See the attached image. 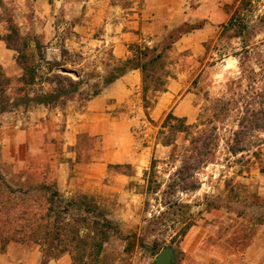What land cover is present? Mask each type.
<instances>
[{"label":"rangeland","instance_id":"rangeland-1","mask_svg":"<svg viewBox=\"0 0 264 264\" xmlns=\"http://www.w3.org/2000/svg\"><path fill=\"white\" fill-rule=\"evenodd\" d=\"M184 1L186 22L202 20L193 18L201 6L207 15L204 21L210 23L173 46L175 80L189 99L174 98L170 110L162 112L154 111V105L147 118L140 86L124 95L119 85L88 102L76 94L64 109L35 107L29 114L16 108L0 114V172L7 180L13 184L28 178L36 183L54 181L66 199L78 193L93 196L116 224L117 232H109L98 264H152L165 246L174 248V264H264V133L241 153L230 154L227 142L235 129L236 112L232 105L224 109L217 101L231 98L227 85L239 75L230 56L238 50V41H217V20L226 21L239 0ZM142 9L141 0H0V35L7 34L12 24L21 36L44 45L47 61H60L63 46L80 55L71 57L78 64L66 67L84 80L99 82L98 76L108 69L107 54L113 44L97 40L126 29ZM263 14L264 0H252V18ZM206 41H211L207 51ZM156 44L160 47L162 40ZM15 57L16 52L0 41V67L12 79L21 74ZM68 72L76 81L75 72ZM176 106L175 116L185 117L193 132L214 125L218 136L213 160L196 171L198 188L177 195L188 206L193 223L181 239H174L179 225L159 214L165 210L160 195L142 193L144 172L152 160L161 188L182 160L170 157L171 147L155 142L165 115ZM80 133L95 139L76 162L69 148ZM183 138L178 135L173 154L186 144ZM108 164H130L134 175L128 178L107 171ZM160 221L163 225L155 229ZM41 260L42 249L34 242L0 244V264H40ZM65 263H69L66 254L47 264Z\"/></svg>","mask_w":264,"mask_h":264},{"label":"trees","instance_id":"trees-1","mask_svg":"<svg viewBox=\"0 0 264 264\" xmlns=\"http://www.w3.org/2000/svg\"><path fill=\"white\" fill-rule=\"evenodd\" d=\"M252 17V0H239L238 6L221 25L217 36L219 42L237 40L239 44L238 50L230 54L237 62L239 73L227 85L231 98L227 101L217 100L223 105L222 108L232 105L236 112L235 129L227 142L228 152L232 155L250 147L264 133V51L261 49L264 40L257 39L264 36V14L254 19ZM203 25V20L197 23L183 22L167 30L160 47L158 44L148 46L139 42L129 43V55L124 59H118L109 52L106 62L108 69L98 76L99 82H92L91 78L84 80L80 74L66 67L67 63L78 64L71 57L77 58L79 54L70 53L62 46V59L47 61L44 45L36 38L30 40L21 36L18 29L10 24L8 33L0 35V41L7 49L16 52L15 62L21 74L12 79L0 67V114L16 108L28 112L38 106L64 109L67 101L76 94H81L88 102L120 77L138 70L142 108L149 118L156 96L166 92L169 82L176 79L171 58L174 43L182 36L201 29ZM210 42L203 43L206 51ZM64 57H68V60ZM61 70L75 72L77 80L61 73ZM43 85L48 88H42ZM193 128V125L187 124L185 117H177L169 111L160 125L155 142L163 147H171L170 157H181L182 160L179 166L174 167L164 188H161L163 182L156 178L153 160L149 170L144 172L145 186L142 193L148 197L160 195V204L165 209L159 213L160 216L166 215L165 218L172 224L179 225L174 239L183 238L193 225L188 206L181 203L177 195L198 188L196 171L211 163L217 149L216 126L211 125L200 132H193ZM179 134L184 135L183 142L186 144L177 154H173ZM94 139L87 133L76 136L75 144L69 148L76 162L81 160L82 152ZM107 171L128 178L134 175L130 164H108ZM16 183L7 180L0 172L2 247L9 242H34L42 249L40 264H47L49 260L64 254L69 257L68 264L100 262L109 232H117V227L93 196L78 193L66 199L54 181L36 183L28 178ZM147 205L146 200L144 207ZM162 225L161 221L157 222L155 229Z\"/></svg>","mask_w":264,"mask_h":264},{"label":"crops","instance_id":"crops-1","mask_svg":"<svg viewBox=\"0 0 264 264\" xmlns=\"http://www.w3.org/2000/svg\"><path fill=\"white\" fill-rule=\"evenodd\" d=\"M182 1L185 2L184 0H166V1L141 0L143 9L140 11V14L136 16V19L130 21V26H127L126 29L124 30H120V31L116 30V32H114L113 34L110 35L106 34L104 36L105 38L104 40L101 39L97 41L103 45H106L110 41L113 44L111 46V52L114 55V57L118 59H124L129 55V52L127 50V44L129 43L146 42L155 45L160 40H162L163 35L166 33L167 30L187 21V18L185 19L183 18V16H187V14L184 12L182 8L184 7ZM200 9L201 6H198L196 15H193V18L202 19L204 21V19L207 18V15L203 13ZM217 21H219L220 23L219 27H221V25L225 23L227 20L220 22L221 19L220 20L218 19ZM188 22L193 23L192 20H188ZM207 24L210 23H206L204 21L203 27L194 32L202 31L204 29V26ZM119 85H122V87L124 88L125 90L124 95H128L129 93H131L132 88L138 89L140 86L139 71L133 70L128 72L127 74H125L124 76L120 77L115 82L107 86L105 89H103V91L106 89H108L109 91L113 90ZM181 88L182 85L179 82H177L175 79L171 80L168 85V90L156 96V103L153 110L155 111L158 109V111L161 112L164 109L170 110L169 106L173 102L174 98H180L183 96L181 102H184L185 100L189 99V93L184 94V90L181 91L180 93ZM38 107H43V106H38ZM177 109L178 107L176 106L173 112L174 115ZM32 113L33 112L29 111V114ZM75 141H76V137H75Z\"/></svg>","mask_w":264,"mask_h":264},{"label":"water","instance_id":"water-1","mask_svg":"<svg viewBox=\"0 0 264 264\" xmlns=\"http://www.w3.org/2000/svg\"><path fill=\"white\" fill-rule=\"evenodd\" d=\"M61 72L63 74H69L67 70H61ZM174 262H175L174 248L170 246H165L155 256L152 264H174Z\"/></svg>","mask_w":264,"mask_h":264}]
</instances>
